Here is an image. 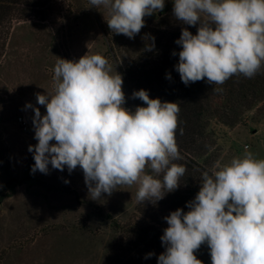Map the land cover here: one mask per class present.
<instances>
[{
  "label": "clouds",
  "instance_id": "obj_1",
  "mask_svg": "<svg viewBox=\"0 0 264 264\" xmlns=\"http://www.w3.org/2000/svg\"><path fill=\"white\" fill-rule=\"evenodd\" d=\"M164 6L165 0H88L87 8L106 10L110 31L133 39L145 27L144 17ZM172 14L180 24L197 28L193 34L182 27L175 40L180 49L172 53L186 86L223 85L233 76L251 79L264 70V0H173ZM146 48H154V37ZM52 71V93H36L45 112L25 104L33 112L37 141L28 146L32 173L48 174L49 165L69 173L79 167L89 198L96 201L119 186L137 184L138 205H155L183 184L187 168L174 163L182 159L177 103L139 89L131 98L143 105L124 107L122 76L112 74L100 54L60 58ZM199 180L187 211L177 208L163 217L164 251L157 264H202L194 252L203 244L211 264H264V159L246 152L228 163L217 161Z\"/></svg>",
  "mask_w": 264,
  "mask_h": 264
},
{
  "label": "rangeland",
  "instance_id": "obj_2",
  "mask_svg": "<svg viewBox=\"0 0 264 264\" xmlns=\"http://www.w3.org/2000/svg\"><path fill=\"white\" fill-rule=\"evenodd\" d=\"M87 7L88 0H52L47 20L37 14L13 22L0 56V264L106 263L118 233L110 219L96 212L121 224L134 214L137 184L119 186L96 201L89 198L79 167L71 173L51 165L48 174L30 171L34 159L28 146L37 141L33 112L25 104L45 112L36 103V93H52L56 62L100 54L115 74L118 66L146 50L149 30L159 15L144 17L145 27L129 39L110 31L106 10ZM251 79L257 82L256 77ZM257 86L252 98L249 95L235 111L223 99L208 98L209 136L202 150L190 151L194 160L209 169L246 152L264 159V83ZM18 116L26 117L27 129L17 123ZM194 254L202 264H211L207 246L201 245Z\"/></svg>",
  "mask_w": 264,
  "mask_h": 264
},
{
  "label": "trees",
  "instance_id": "obj_3",
  "mask_svg": "<svg viewBox=\"0 0 264 264\" xmlns=\"http://www.w3.org/2000/svg\"><path fill=\"white\" fill-rule=\"evenodd\" d=\"M51 1L0 0V56L4 53L13 22L31 15L36 17L37 14H41L38 19L47 20L46 13ZM172 8L173 0H165L163 10L158 12L159 15L149 30L146 45L154 37V48L151 51L146 48L125 66H118V73L123 79V92L126 97L124 107L134 110L136 106L143 105V101L131 98L132 92L139 89L147 90L150 98L158 97L161 101L179 105L176 142L182 159L174 163L185 165L187 172L181 179L183 184L177 190L166 194L155 205L147 201L143 205L136 204L133 216L122 224L101 210L96 212L101 218L110 219L112 227L118 233L109 255L105 256L106 263L102 264H157V256L164 251L160 237L167 223L163 217L177 208L187 211L186 202L194 198L199 190L200 173L207 170L189 154L190 151L202 150L207 144L209 135L206 131V114L211 109L208 98L215 96L223 99L225 105L235 111L236 107L244 106L248 98H252L255 88H259V82L264 83V77L261 76L264 70L255 76L257 82L243 76H233L223 85L197 81L186 86L181 82L179 73L174 68L178 55L172 53H178L180 49L175 40L179 38L182 27L188 28L193 34L197 28L176 21ZM166 73H170L171 79L166 78ZM217 88L220 90L217 91ZM149 252L153 255L145 259Z\"/></svg>",
  "mask_w": 264,
  "mask_h": 264
},
{
  "label": "built area",
  "instance_id": "obj_4",
  "mask_svg": "<svg viewBox=\"0 0 264 264\" xmlns=\"http://www.w3.org/2000/svg\"><path fill=\"white\" fill-rule=\"evenodd\" d=\"M17 123L23 128L25 129L28 125L27 120L25 119L24 116H18L17 118Z\"/></svg>",
  "mask_w": 264,
  "mask_h": 264
},
{
  "label": "crops",
  "instance_id": "obj_5",
  "mask_svg": "<svg viewBox=\"0 0 264 264\" xmlns=\"http://www.w3.org/2000/svg\"><path fill=\"white\" fill-rule=\"evenodd\" d=\"M25 117V116H24ZM25 119H26V117H25ZM27 120V119H26ZM27 122H28V120H27ZM28 125H29V122H28ZM28 125H27V127H28ZM27 127L25 128V129H27Z\"/></svg>",
  "mask_w": 264,
  "mask_h": 264
}]
</instances>
